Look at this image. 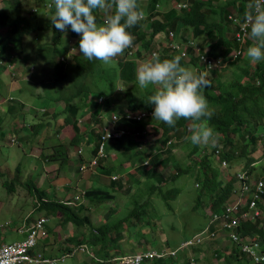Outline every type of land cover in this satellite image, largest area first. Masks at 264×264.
Here are the masks:
<instances>
[{"label": "rangeland", "instance_id": "rangeland-1", "mask_svg": "<svg viewBox=\"0 0 264 264\" xmlns=\"http://www.w3.org/2000/svg\"><path fill=\"white\" fill-rule=\"evenodd\" d=\"M9 1L0 0V12H6L11 16L19 13L28 18L31 23L39 25H44L50 20L47 15H51L52 13L45 4L49 0H20L22 4L21 11L18 7L12 6ZM51 1L53 2V0ZM140 1H142V4L139 2V5L146 15L145 1ZM202 1L217 5L221 4L224 0ZM170 6L171 1H169V4H161L158 10H165ZM102 12L105 16L103 18H106L107 14L100 10V14ZM228 14L237 17L234 7H228L222 19L227 17ZM212 17L208 16L207 18ZM228 20L233 21V19ZM142 25L145 27V32L148 35L150 31L145 19L142 20ZM0 31L2 36L7 34L3 28ZM69 32L68 29L67 32L62 33L58 42V49L56 50L57 57L49 62L40 59L38 49L35 46L38 43L50 44L54 48L55 42L53 41L51 31L43 34L32 32L29 35L23 36L20 49L8 48L13 44L5 46L6 56L11 61L5 60L6 56L4 54V58L1 61L2 64L0 65V244H12L24 240L26 234H20L18 230H23L33 225L30 224V216L36 219L43 216L39 215L40 211L36 213L33 211L34 203L38 201L40 194L33 188L30 191L27 188V185H35L41 188V190H45L46 195H51V198L55 197V193H57L60 199L64 196L63 201L67 204V200L71 199L74 195H77L80 191H86V194L84 193L81 198L85 209L79 213L81 216H88L93 226H97L100 223L103 224L105 221H108V223L116 221L128 214V211L141 212L138 219L142 220L143 223L137 221L138 226L136 230L132 227L130 220L126 219L123 223L125 228L130 232L128 236L126 229L123 230L125 233L122 240L124 255L156 251L155 249L142 250L143 247L135 243V241L138 242L141 238L139 233H144L142 240L147 241V245L150 247L161 248L162 257L168 255L176 256L178 253L188 258L190 264H223L222 256L231 253L232 246L240 253L246 255L247 257L245 258L248 259L245 260L243 258L241 259L242 263L232 262V264H250L252 258L248 253L242 251L240 244L232 241L231 235L228 236V231L223 227L224 219L222 216H217L212 221V236L205 237L206 232L200 236L203 238L202 242L194 246L199 251L193 250V244H183V240L190 237V239H193L197 236L196 234L211 220L213 214L220 215L224 211V204L232 201L239 192V181L235 179L233 183L234 192L225 198L222 210L213 212L210 209L211 193L208 194L201 183L204 175L200 169V157L197 154L190 153L192 149V143L189 139L191 135V120L187 122V135L185 138L174 143L175 146L174 144L170 145L167 150L159 149L160 145L158 141L161 131L157 127L158 121L153 120L152 113L150 124L155 129L151 130L148 128L145 138H142L139 132L126 133L124 140H135L138 144L137 148L141 152H144L143 150L148 142H154V139L158 137L154 143V146L157 143L156 150L146 151L150 155V159L147 164H144L147 169L143 167V173L137 172L136 168L141 163L137 161L141 156L132 161L134 155L123 151L119 147V149L113 148L114 150L108 152L110 156L107 158L105 165L110 166L113 164L116 167V170L111 172L110 175L98 172L100 166L93 168L94 164L92 166H88L86 163L81 164L82 162H86V159L88 160L91 156V149L95 143L96 134L90 133L89 141L87 143L84 141L86 134L91 129L95 133L99 132L95 129V119L99 113L104 112L100 119V122H104L110 117L112 112L118 109V106L127 102L125 91H120L116 87H127L138 98L144 96L152 88L141 90L138 87L137 80L135 83L130 82L128 84L119 81L116 61L124 58L126 50L123 55L114 58V62L111 65H105L100 61L103 69L100 66L98 68L95 67L92 72L88 71L84 74H80L79 72L76 74L77 68L72 67L71 63H73V60L71 59L75 55L78 57H83V55L79 52V47L73 46L75 40L70 37ZM159 37H162V35H159ZM5 38L7 37H0V40ZM201 39L202 36L198 39L196 38V47L204 52L206 51L205 42L201 44ZM246 39L251 40L248 34L245 37ZM136 44L138 51L140 50L141 53L139 59L135 58L137 68L149 60L152 57V53L158 52L160 54L155 44L149 51H143L140 43ZM154 48L155 50L152 51ZM170 55L175 56L174 53H170ZM244 58H246V51ZM57 60L64 65V73L60 77L56 70ZM185 62L187 63L185 66L197 69L192 64H188L189 58H185ZM241 64H244V62H241ZM249 64L254 65L255 63L249 61ZM204 72L208 73V77L212 75L211 81L216 77L231 82L234 73L237 74V69L235 70L234 66L229 65L227 62H223L222 65L205 68ZM246 79L247 77L245 76V79L242 81ZM83 85H86L88 88L86 89L84 86L82 92L80 91V87ZM212 86H214L213 83L211 84ZM97 91L106 93V98L104 96L98 103V109L93 107V104L98 100L96 98ZM71 94L73 96L69 100V103L78 102L80 106L77 114L74 116L77 120L76 128H73L71 123H67L61 132H57L58 121L63 122L66 117V98ZM84 97L85 101H90L88 108L84 107L82 100ZM208 103L211 108L209 101ZM96 110H98L97 116L94 115V111ZM31 123L36 124L35 129L30 127ZM123 123L126 127L130 125V123H125L124 121ZM44 131H47V139L41 142ZM75 133L78 134L79 140L75 145L69 146V140L73 138L72 136ZM14 138L16 142H14ZM144 140H147L145 144H143ZM59 141L68 145L69 161L63 165V169L58 168V164L55 162L47 161L46 158L52 152L48 148ZM221 141L222 138L217 136L215 146L218 149L222 148ZM199 146L201 150H204L203 155H205L204 157L207 160L209 168L215 170L214 179L217 182L225 183L229 178H236L239 171L250 169L252 165L249 168L246 167L250 155L254 156L257 160L264 159V155L260 151H256L240 157L233 163L220 165L219 158L211 156V149L214 146ZM263 146L264 137L258 141L257 148H263ZM105 149L106 151L108 150V143ZM42 153L45 154L42 155ZM80 156L83 159L79 158ZM77 158L80 159V171L78 175H76V171L74 170ZM120 160L123 163H121V166H118ZM141 160L144 161V157ZM19 163L20 166L17 170ZM263 166V164L257 166V172L251 176L252 180L262 178H259L257 175ZM178 170H181L183 174H180L175 179H171L170 176ZM155 171L161 173L163 177L161 181L152 173ZM112 175L116 177L113 180L117 182L114 189L110 183ZM130 175H136V177H131ZM211 175L210 169L207 170V177H211ZM262 179L264 181V178ZM7 183L10 189L7 187ZM150 184L161 186L162 191L167 189L174 191L177 189L178 192L175 196H170L167 199V204L158 188L147 193V186ZM90 188L107 189V192L113 198L96 203L92 195L87 194V190ZM138 191H145L147 196L137 194ZM248 194L250 193L246 192L244 197L246 198ZM73 207L77 208L78 204H74ZM262 208L264 209V200L262 201ZM245 209L247 210V207ZM108 215L109 218H107ZM262 215L264 217V213ZM58 216L54 218L44 216L48 218L47 228L44 231L45 236L40 238L34 249L42 251L49 256L59 257L67 249H70L72 245L86 243L89 253L93 256L87 253H77L60 264H97L98 261H101V259L95 258L96 254L94 253L99 245L85 241V238L83 241H79L82 238L81 236L87 235L89 229L92 227L85 225L81 228H75L74 225L68 224L64 228L60 219L61 216ZM260 216L242 218L235 232L240 233L238 228L245 224L244 221L246 219L256 221V218ZM263 217H260L261 223L259 226L261 227H264ZM149 218L150 221L148 220ZM146 221H149V223H146ZM240 235L249 238L250 241L257 242L256 235L254 234L246 233ZM72 238L74 239L73 243L70 240ZM250 241H246L245 243L247 244ZM169 245L175 248L169 249ZM260 249H262L261 245ZM219 256L221 257L217 258ZM115 261H118L117 258Z\"/></svg>", "mask_w": 264, "mask_h": 264}, {"label": "trees", "instance_id": "trees-1", "mask_svg": "<svg viewBox=\"0 0 264 264\" xmlns=\"http://www.w3.org/2000/svg\"><path fill=\"white\" fill-rule=\"evenodd\" d=\"M169 1H171V6L169 8L165 10H158L161 4H169ZM178 1L181 0H146L145 7L147 14L145 15L144 19L147 22L150 33L147 35V33L145 32V27L142 25V21L136 26L129 28L128 31H130L134 36L133 43H140V47L143 51H149L150 49H152V46L154 44L155 47L157 46L155 42L157 35H162L163 42L168 41L167 35L169 32H176L177 34H179V38L182 40H196V38L198 39L200 36H202L201 44L205 42L206 48L204 54L213 58H222V63L227 62L229 63V65L234 66L235 70L237 69L238 74L237 75L234 73V77L231 82H227L222 80L221 78L215 77L214 80L211 81V84L213 83L214 86H212L210 89L207 88L204 90V95L210 102L211 109L214 113L210 118V125L215 130L216 136H220L222 138V148L220 147L218 153L220 161L233 163L240 157L246 156L251 152L254 153L256 151H260L262 155H264V146L263 148H257L258 141H260V139L264 137V61H260L255 63L254 65H250L249 60L244 57L247 47L253 43L252 40H246L245 44H241V41H239L237 37V34L240 33V25L234 23L232 20H228L231 19L229 18V14L227 15L228 19L227 17H224L222 19L225 10L228 7H234L237 13V17H239L240 20L243 21L244 13L249 10L248 6L250 3H252V0H224L221 4L217 5L204 3L202 0H190V5L187 8L176 9L174 8V4ZM139 2L141 1L138 0V3ZM9 3L14 7H18L20 11L22 10V4L20 0H10ZM45 4L49 7V5L52 4V1L49 0ZM49 9L52 13V9L50 7ZM159 14L161 18L159 17ZM95 15L97 23L102 24L100 19L104 16L103 12L100 14V10H95ZM208 16L213 17L207 18ZM1 28H3L4 31L7 32V34L5 36H2L0 33V37L7 38L0 40V63H2L1 61L2 58H4V54L6 56L5 46L13 44L8 48L20 49L23 36L29 35L32 32H36L39 34L50 31L52 32L53 41L55 42L54 48H52L50 44L39 43L36 44L35 48L38 49L40 59L46 60L48 62L56 59V50L58 49L57 46L62 33L54 28L50 20H48L44 25H39L31 23L29 19L22 14L17 13L15 16H11L6 12H0V29ZM69 31L70 37L75 40L73 46L79 47V35L71 31L70 28ZM154 50L155 48L152 51ZM200 51L202 50L200 49ZM135 57L138 59L141 57L140 50L135 53ZM172 57V55L161 56V59H170ZM5 60H7L8 62L11 61L7 56ZM71 60H73V63H71L73 65L72 67L77 68L76 74L79 72L80 74H84L88 71L92 72L95 67L98 68L100 66L103 69L102 64H100L99 60L88 61L86 58L78 57L76 55L73 56ZM241 62H244V64H241ZM181 63L183 65L187 64L184 59L181 61ZM188 63L197 66V70L202 71V66H198L197 57L191 56ZM116 69L119 81H121L122 83L128 84L130 82H136L137 64L135 59L125 60L124 58H120L118 61H116ZM56 70L59 77L63 76L64 65L58 60L56 63ZM245 76L247 77V79L242 81L243 79H245ZM211 77L212 75L209 77V79H211ZM84 86L86 87V89L88 88L86 85H83L80 87V91H82ZM152 90L153 89H149V91L144 96L138 98L137 96L132 94L131 90L127 89L125 91L127 102L118 106L117 111H123L126 107L135 110H154L153 105L146 103L147 97L152 93ZM105 95V92L97 91L96 98H98L99 96L104 97ZM72 96L73 94L66 98V117L64 118L63 122L59 123L57 132L61 131V129L67 123H71L73 125V128H75L77 121L74 116L77 114L80 106L78 102L69 103V100ZM82 100L84 102L85 97L82 98ZM85 102L86 104L90 103V101ZM105 102L108 103V101L106 100ZM98 103L99 102L96 101L93 107L98 109ZM94 113L97 114L98 110L94 111ZM150 120L151 116L141 121L121 117L120 120H118L119 122L117 124V127H119V123L122 121H124L125 123H130L129 127L125 129V133L139 132L141 137L145 138L148 132L144 131L146 130L147 125H150ZM188 121L189 120L181 118L177 121L174 127H169L167 124L158 121L157 127L161 131V135L158 141L159 145L165 144L166 141L171 138L176 140L177 142L185 138V136L187 135ZM32 127L33 129H35L36 125H32ZM72 137L73 138L69 140V146L75 145L79 140L77 133H75V135H73ZM124 137L125 135L119 138H111L110 140H108V150L106 151L105 149L106 156L97 158L96 165H94L93 168H97L100 166L98 168V172H101L104 175H110L111 172L116 170V167L113 164H111L110 166L105 165V163H107V158L110 156L108 155V151L114 150L113 148L119 147L122 148L123 151L132 153V155H134V157H132V161H135L137 157H142L143 153L145 155H148L146 151L153 150L157 146V143L156 146H154V143L158 137L154 139V142H148L147 146L144 145V152H141L140 149L137 148L138 144L137 142H135V140L129 139L128 141H125ZM99 140L100 136L91 149V156L89 160L93 159L97 155ZM14 141L16 142L15 138ZM146 142L147 140H144L143 144H145ZM68 145L61 141L51 145L48 149H51L52 152L47 155V161L55 162L56 164H58V168L63 169V165L67 164L69 161ZM199 147V145L192 144L190 153L197 154L200 157V169L202 171V174L204 175L201 183L208 194L211 193L210 209L213 212L221 211L223 201L225 200V198H227L228 195H231V191H233V183L235 182V179H237V177L229 178L225 183L217 182L214 179L215 170L213 168H209L207 160L204 157L205 155H203L204 150H201ZM216 148L217 146L212 147L211 153H213L214 149ZM43 154L45 153H42V155ZM141 157L140 159H137V161L140 162ZM79 158L83 159L81 156ZM79 158H77V163L74 168V170L78 173L80 171ZM89 160L86 159V162H82L81 164L88 163ZM121 163H123V161L121 162L120 160V164L118 166H121ZM262 164L264 165L263 158L257 160L254 156L250 155L247 160L246 167L249 168V166H252L250 167V169L243 170L246 171L249 176H252L253 173L257 172V165L261 166ZM254 165L255 167H253ZM19 166L20 163L17 165V170L19 169ZM143 167H145V165L141 162L136 167L137 172L140 171L143 173ZM209 169L212 174L211 177H207V170ZM152 173L157 176L159 181L163 179L159 171H155ZM180 174L183 173H181V170H178L177 172H174L170 176V178L175 179ZM130 176L136 177V175ZM257 176L259 178H264V166ZM262 178L257 180H261ZM110 183L112 185V188L114 189L117 182L112 179L110 180ZM7 187L10 189L8 183ZM27 188L29 191L33 188L34 190L38 191V194H40L38 201L34 203L33 211H35L34 213L40 211L39 215H43L38 219L31 218L30 216V224L34 225L36 221L40 220L44 216L54 218L59 217L58 215H60V219L62 220L64 228L68 224L74 225L75 228H81L85 225L91 226L92 228L89 229V233L87 235H82V238L79 241H83L85 238V241H89L94 245H99L97 250H95L94 252L96 254L95 258L98 260L101 259V261H98L97 264H117L118 261H115L116 257L124 255L125 252L122 251V240L125 236L123 230H125L126 228L123 223L126 219L130 220V223L132 227H134V230L137 229V221L143 223L142 220L138 219L139 215H141V212L128 211V214L124 215L116 221H110V223H108V221H105V223L103 224L100 223L97 226H93L92 221L88 216H81L79 213L80 211L85 209L84 204L80 203L79 207L74 209L71 205L69 206V204L58 200L60 198H58L57 193H55L54 198H51V195H46L45 190H41V188H39L38 186L27 185ZM156 188L159 189V192H161L162 197L167 204V199H169L170 196H175V194L178 192L177 189H175L174 191L168 189L162 191L161 186H154L153 184H150L147 186V193H150ZM147 193L145 191L137 192V194H143L146 196ZM249 193L250 194H248V196L244 198L251 202L252 195L254 193V186L251 187ZM87 194L92 195V198L96 203L105 201V199L113 198V196H111L109 192H107V189L101 188H90L87 190ZM263 200L264 194L262 195L261 200L257 199V203L262 214L264 213V209L262 208ZM108 212H110V210H108ZM109 215L107 216V218H109ZM130 217L132 218V220ZM260 217H263V215ZM260 217H257L256 221L246 219L244 221L245 224L243 223L244 225L242 227H239L238 231L240 232L239 234L251 233L256 235V241L261 245L262 251H264V227L259 226V224L261 223ZM262 219L264 221V217ZM148 220L150 221V218ZM149 221H146V223H149ZM211 230H213V224L209 226V231ZM126 232H128L129 236L130 232L127 229ZM139 234L141 235V238L138 242L135 241V243L139 244V246H142V250L155 249L156 252H159L161 250V248L148 246L147 241L142 240V236L144 235V233ZM70 240L73 243L74 239L72 238ZM141 241H143V243H141ZM170 246L171 245L168 246L169 249L175 248ZM193 250L199 251L197 247H194ZM220 257L221 256L217 258ZM245 257L247 256L240 253L236 248L231 246V253L226 256H222V259L224 261L223 264H232V262L242 263L243 261H241V259L243 258L245 260H248ZM141 264H190V262L189 259L184 255H180L177 253L176 256L168 255L165 257L153 256V258L151 259L144 258Z\"/></svg>", "mask_w": 264, "mask_h": 264}, {"label": "clouds", "instance_id": "clouds-1", "mask_svg": "<svg viewBox=\"0 0 264 264\" xmlns=\"http://www.w3.org/2000/svg\"><path fill=\"white\" fill-rule=\"evenodd\" d=\"M49 7L52 9V14L47 15V17L54 28L61 33L67 32L70 28L80 37L79 52L83 57L88 61L99 60L105 65H111L114 58L123 55L125 50L132 45L137 46L133 43L134 36L128 29L136 26L145 18V13L138 0H53ZM248 8L249 10L244 13L242 31L250 36L253 43L246 49V59L252 63H257L264 61V0H252ZM95 10H101L107 14L104 22L103 17L105 16L101 17L102 24L97 23ZM173 33L178 41L191 40H182L179 38V34ZM160 39L161 42L156 40L155 42L157 46L163 47L166 42L162 41V37ZM192 41L196 44L195 40ZM158 49L160 54L153 53L149 60L137 68L138 87L141 90H147L150 87L153 89L147 97L146 103L153 105L154 110H140L152 111L153 120L163 122L169 127H174L181 118L191 120V135L189 137L191 143L193 145L215 146L217 136L210 125V118L214 113L204 95V90L211 87L208 73L183 65L181 63L184 59L183 51L179 54L174 53L175 56L170 59H161V56H164V49H168L170 53L171 51L168 47H163V50H160L159 47ZM200 52L204 53L205 51ZM193 54L190 52L189 60L191 56H194ZM135 58L134 55V58L131 59ZM198 66H200L199 63ZM193 67L197 68L195 65ZM116 88L120 91L127 90V87ZM97 102L100 101L97 100ZM125 109L131 108L126 107ZM103 113H99L98 116L94 113L97 116L95 129L99 131L95 133V142L104 133V127L108 123L107 120L100 122ZM119 124L124 129L128 128L123 121ZM32 125L36 124L32 123ZM148 128L155 129L151 124H148L144 132H147ZM124 135L126 133L122 136ZM176 142L175 140L173 143ZM163 145H160V150H167L171 144L166 149L163 148ZM142 157L144 159L149 157L150 159V155L144 153ZM140 162L144 164L142 160ZM88 163L86 164L88 165ZM111 178L115 179L116 177L112 175ZM82 197L79 192L67 202L72 207L74 204H78L79 207V204H82ZM58 200L63 201L64 198Z\"/></svg>", "mask_w": 264, "mask_h": 264}, {"label": "built area", "instance_id": "built-area-1", "mask_svg": "<svg viewBox=\"0 0 264 264\" xmlns=\"http://www.w3.org/2000/svg\"><path fill=\"white\" fill-rule=\"evenodd\" d=\"M190 5V0H181L174 4V8L182 9L187 8ZM34 11V10H32ZM229 18L233 19L234 23L240 25V33L237 34L239 41L241 44H245V37L247 34L242 31V23L239 17H234L233 15H229ZM105 18L103 19L104 22ZM156 37V41L157 38ZM168 41L164 44L163 47H168L171 53L179 54L181 51L184 52V59L190 57V52L197 57L198 63L202 66V71H205V68L211 66L222 65V58H213L207 56L204 53L200 52V49L196 47V44L192 40H186L184 42L178 41L173 32H169L167 35ZM249 38V37H248ZM137 51V47L132 45V47L126 49V53L124 54V59L134 58L135 52ZM239 52V51H238ZM158 53V52H154ZM153 54V53H152ZM2 64V63H0ZM102 99L99 96L98 100ZM152 111H135L132 109H124L120 112H112L110 117L107 119V125L104 127V133L100 136V140L98 142V150L97 155L91 159L88 165H95L96 159L100 157H105V145L106 141L110 138L121 137L125 133V129L121 127H117L118 120L121 117L131 118L138 121L145 119L147 116L151 115ZM175 140L169 139L163 145V148L166 149L172 144ZM219 149H214L213 153H211L212 157H218ZM220 160V159H219ZM149 161V157L145 158L143 163L147 164ZM220 165H226L225 161H219ZM239 181V192L235 195V198L228 203H225L223 208L224 211L220 215H212L211 220L204 226V228L196 234L193 239H187L184 241V245L193 244L192 246L198 245L197 243L202 242L203 238L200 237L202 234H205V237L212 236L213 230L209 231V226L212 224V221L215 220L217 216L223 217L224 223L223 227L226 231H228V236L231 235V239L233 242L240 244L243 252L248 253V255L252 258L250 264H264V251L260 249V244L255 241H250L247 237H242L240 234L235 232V229L241 223L242 218H248L247 216H260L262 212L258 206L257 199L261 200L262 195L264 194V181L261 180H252L249 174L242 170L238 174ZM254 186V193L252 195V201L249 202L244 198V194L251 190V187ZM234 192V189L232 193ZM80 195H84V191H80ZM247 207V210L245 209ZM218 217V218H219ZM48 223V218H41L36 221L34 225L31 227H26L23 230H18L20 234H26V238L20 242L12 243V244H0V264H60L66 261L69 257H73L77 253H87L93 256L88 251V245L86 243H80L75 246H71L68 251L57 256H49L42 251L35 250L36 244H38L40 238L45 236V229ZM246 241H250L247 244ZM177 251V250H176ZM154 257H162V251L156 252H143L142 253H134L128 255H122L117 257L119 264H141L144 258H153Z\"/></svg>", "mask_w": 264, "mask_h": 264}, {"label": "crops", "instance_id": "crops-1", "mask_svg": "<svg viewBox=\"0 0 264 264\" xmlns=\"http://www.w3.org/2000/svg\"><path fill=\"white\" fill-rule=\"evenodd\" d=\"M143 1H145V3H146V0H143ZM140 4H142V1L140 2ZM157 42H161V39H160V37H158L157 38ZM160 48V50H163V47L162 46H157V48ZM163 54H164V56H169L170 55V52H169V50L168 49H164V51H163ZM29 76H31V75H29ZM1 80V79H0ZM84 103V107L85 108H88L89 106H90V104H86V102L84 101L83 102ZM95 105V103L93 104V106ZM59 123H61V121L59 120L58 121ZM30 127L32 128V123L30 124ZM64 127H65V125H64ZM63 127V128H64ZM62 128V129H63ZM76 128V127H75ZM62 129H61V131H62ZM61 131H58V132H61ZM90 133H92L93 135L95 134V132H94V130H90V132L89 133H87L86 134V136H85V143H87L88 141H89V138H90ZM78 138H79V136H78ZM47 139V131H44V134H43V137H42V140H41V142H43L44 140H46ZM16 140V139H15ZM258 166V165H257ZM71 167V166H70ZM76 175H78V172H76ZM64 198V197H63Z\"/></svg>", "mask_w": 264, "mask_h": 264}]
</instances>
